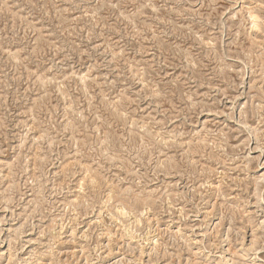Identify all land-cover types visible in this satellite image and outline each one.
<instances>
[{"label": "rangeland", "instance_id": "1", "mask_svg": "<svg viewBox=\"0 0 264 264\" xmlns=\"http://www.w3.org/2000/svg\"><path fill=\"white\" fill-rule=\"evenodd\" d=\"M0 264H264V0H0Z\"/></svg>", "mask_w": 264, "mask_h": 264}, {"label": "bare ground", "instance_id": "2", "mask_svg": "<svg viewBox=\"0 0 264 264\" xmlns=\"http://www.w3.org/2000/svg\"><path fill=\"white\" fill-rule=\"evenodd\" d=\"M256 15H257V14H256ZM256 15H255L253 18L251 17V18L254 20L253 23H252V25H254V26L256 25V22H257V20H258V17H256ZM251 16H252V15H251ZM254 26H253V27H254ZM256 27H257V26H255V28H256ZM255 28H254V29H255ZM257 29H258V28H257ZM122 210H123V209H122Z\"/></svg>", "mask_w": 264, "mask_h": 264}]
</instances>
